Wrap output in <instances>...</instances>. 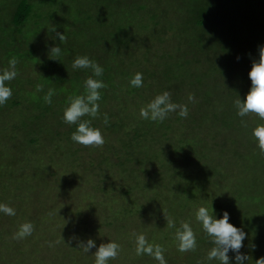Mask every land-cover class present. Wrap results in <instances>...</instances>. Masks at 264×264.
<instances>
[{
  "label": "rangeland",
  "instance_id": "374dc122",
  "mask_svg": "<svg viewBox=\"0 0 264 264\" xmlns=\"http://www.w3.org/2000/svg\"><path fill=\"white\" fill-rule=\"evenodd\" d=\"M14 1L0 0V69L7 67L11 57L18 61V75L8 82L12 96L0 105V204L14 208L16 213L9 216L0 212V264H94L97 249L110 241L118 243L120 250L109 264H159L137 253L139 234L147 243L165 249L166 264H207V254L216 245L196 221L195 213L200 206H213L217 215V204L229 212L230 222L236 215L234 209L239 218L245 214L240 222H231L247 233L239 250L248 257L245 264H255L264 257V152L249 131L237 128L234 119L232 124L221 120L223 103L216 109L212 104L211 109L203 108L210 104L204 95V89L211 85L207 74L196 75L203 80L200 88L182 78L177 82L163 78L166 63L175 65L178 61L174 45L180 31L168 29L161 34L162 40L161 24L153 23L156 19L140 18V12L132 17L136 10L131 15L122 13L120 21L133 19L125 21L133 39L128 47L114 51L113 40L101 42L100 27L75 20V0H38L44 4V15L32 16L22 26L10 23ZM139 1L152 8L153 1L149 0L123 3L129 6L125 8H134ZM68 21L78 35L64 33ZM161 23L174 24L169 15L161 18ZM57 32L65 34L64 42L69 45L62 51L66 70L77 56L86 55L98 64L115 57L109 61L112 80L97 77L105 87L99 90V111L92 123L101 129L103 145L74 143L71 125L63 121L70 99L85 93V81L63 80L60 88L52 86L57 96L51 101L60 98L62 102L54 107L51 103L44 119L33 118L40 103L45 104L46 89L38 91L37 86L42 89L48 82L46 72L51 67L44 72L41 65L49 50L52 54V48L58 47ZM166 50L174 58H161ZM193 55L189 57H201ZM205 57L201 63L195 59L188 66L192 74L208 68ZM56 60L55 64L64 65L63 57ZM186 71L185 66L180 67L176 74ZM136 73L143 74L140 88L129 84ZM66 86L70 94L68 90L64 93ZM164 91L170 93L172 102L186 105L188 115L180 117L177 110L163 122L143 119L140 109ZM210 111L217 113L215 122L205 118ZM45 124L47 133L40 130ZM192 177L202 179L199 190ZM26 222L33 224L32 234L13 239ZM173 222L176 227L182 222L191 224L197 238L194 250L178 251ZM202 238L207 239L205 243L199 241ZM89 240L95 247L85 253L83 247ZM236 254L229 251V264H234ZM211 263L220 264L216 259Z\"/></svg>",
  "mask_w": 264,
  "mask_h": 264
},
{
  "label": "trees",
  "instance_id": "16d2710c",
  "mask_svg": "<svg viewBox=\"0 0 264 264\" xmlns=\"http://www.w3.org/2000/svg\"><path fill=\"white\" fill-rule=\"evenodd\" d=\"M123 1L124 0H75L77 3L75 20L79 18L86 24L93 25V27H100L99 29L102 32L101 42L106 43L107 41L110 42L109 39L113 40L114 43H110L113 44L112 48L114 51L125 46L128 47L129 44H131L130 41L133 37L129 29V22L125 21L126 19L127 21H132L133 19L129 17L128 20V17H126L120 21L119 18L122 17L123 14L131 15L130 13L134 10H136V13L132 14V17L140 12V18L143 17L144 19L149 16L150 18L156 19L153 21L154 24H161L162 29L159 38H161V34L167 32L168 29L179 30L180 39L178 40L177 46L174 45L175 50H178L177 58L175 57L178 61L175 65L174 62L173 64L171 63L172 61L166 63V65L164 62L161 63V65H165L162 73L163 78L170 82H177L179 78H182L188 85L194 83L200 88V86L203 85V80L196 75L207 74L211 85L208 89H204L207 91L206 93L204 92V95L206 96V102L210 104L203 108L211 109L210 105L212 104L213 108L216 109L218 103H223L224 107L221 120L224 123L230 124L234 119L233 121H236L237 128L246 130L245 132L249 131L247 133H251V129L255 127L256 124L264 123V121L260 120L254 114L252 115V119L251 115L244 118L237 116L233 107L235 99H243L247 94L251 84L248 73L252 67L253 60L259 58V46L264 45V0H149L153 1L151 9L146 8V3L141 4L140 2L142 1H139V4L134 8H125L129 6L125 5ZM13 6L14 8L10 20L13 26H22L26 24L32 16L39 18L44 15V4H40L38 0H15ZM125 10L126 12H123ZM80 13L82 14L79 15ZM172 13H174L173 16H171ZM144 14H147V16H142ZM167 15L172 18L174 24L167 23L163 25L161 23V18L163 20ZM175 15L177 16L176 18H174ZM75 20L73 19L74 23H76ZM72 25V21H68L67 27L63 30L64 33L70 36L78 35V32L74 30L75 28H72ZM52 34L53 31L49 30L48 36L52 37ZM53 42L54 39L51 40V45ZM68 46L66 42L59 41L58 43V47H60L62 51L63 48H67ZM183 47H185V49H183ZM114 51L113 54L117 57ZM48 53L49 55L44 59L45 61L42 62L41 67L44 68V72L47 70L46 68H51L46 72L49 78L46 85L43 84L42 90L46 89V92H48L49 89L53 90L55 85H58L60 88L63 80L69 83H80L92 75L91 69L74 70L72 66H70L69 70L67 69V72L64 56L60 55V57H63L64 61V65H60L55 64L57 60L52 57L53 54H51L50 50ZM191 53L201 57L203 55L206 56L205 61L206 64H208V68L202 69L201 67L202 71L198 70L199 72L197 71V74H192L188 66L193 65V60L195 59V61L201 63V57L191 59L189 57ZM164 57L174 58L168 53V50L164 51L161 55V58ZM237 57H239V60ZM113 58L111 59L113 60ZM96 59L101 60L98 55H96ZM111 59L104 62L101 61V64H99L104 69L103 76L101 77L103 80H112L109 77L111 69L109 61H112ZM95 62H97V60H95ZM183 64L187 68L185 74L184 72L176 74L180 67H184L180 66ZM191 77L194 78L191 79ZM182 80L179 84L183 83ZM63 89L64 93L68 90V94H70L69 87L66 86V88ZM55 96H57V94ZM228 100H230L231 103L228 102ZM14 102L15 101L12 103ZM60 102H62L60 98H58L57 101H52V107H54L55 103L59 104ZM214 102H217V104ZM51 105L48 103H40L38 110L33 113L34 115L32 114L33 118L36 120L41 118L44 119L47 112L51 110ZM232 108L233 111H231ZM208 114L205 115V118H210L215 122L217 113H212V111H210ZM41 126H38L41 127L40 130L45 129V133H47L45 128L46 124ZM75 127L76 125H71V130L74 131ZM210 169L207 168V171L210 172ZM207 179L209 180V178H206V180ZM201 181L202 179L199 177H192L193 185H195L198 190L202 187L203 183H201ZM224 206L226 207V205ZM242 208L244 209V207ZM216 209L218 210V214L216 215L215 213V215L217 218H221L225 211L222 204H217ZM241 211L242 210L239 209L238 212ZM234 212H236V215L233 216L234 219H231V222H240L245 219L244 212L241 218L238 217L240 215H238L235 209ZM206 240L204 238L199 239L200 242L204 243ZM211 262L212 260L207 264Z\"/></svg>",
  "mask_w": 264,
  "mask_h": 264
},
{
  "label": "clouds",
  "instance_id": "9594fccd",
  "mask_svg": "<svg viewBox=\"0 0 264 264\" xmlns=\"http://www.w3.org/2000/svg\"><path fill=\"white\" fill-rule=\"evenodd\" d=\"M57 36L61 42L66 40V36L63 33L57 32ZM258 50L259 58L253 60L252 67L248 73L251 81L249 90L243 99H236L233 102V107L236 115L241 118L254 114L264 121V45L259 46ZM52 54L55 58H58L62 55V49L54 47L52 48ZM237 59L239 60V57ZM17 63L16 57H11L8 60L7 67L0 69V105L6 103L12 96V89L8 82L14 80L18 75L16 70ZM72 68L74 70L91 69L92 75L84 82L85 93L70 99L69 105L63 113V121L69 125H76L71 135V140L74 143L85 146L103 145L104 135L100 128L93 125L92 119L97 116L99 111L98 101L101 99L99 90L105 87L104 81L97 79V77L103 76L104 69L86 55L75 57L72 62ZM129 84L134 88L142 87L143 74L136 73L130 79ZM37 90L40 91L42 89L37 86ZM53 95L54 91L49 89L43 98L45 103L51 104ZM188 99L192 101L193 97L190 95ZM177 110L179 111L177 112ZM171 112H177L180 117H186L188 108L186 105L172 102L170 93L164 91L142 107L139 114L145 120L163 122ZM85 117H90V119H85ZM104 123H108L106 115ZM251 135L260 151L264 152V123L256 124L251 129ZM0 212L9 216L16 214L15 209L6 204H0ZM195 219L201 225L204 233L211 239V242L216 245L208 252V260L216 259L220 264H229L228 253L231 250L237 253L234 257V264H245L248 257L240 254L239 250L243 246L247 233L243 227H237L230 222L228 211H224L222 217L217 218L213 206L211 208L200 206L196 210ZM172 227H176L174 222ZM33 230V224L26 222L20 225L19 229L14 233L13 239H24L30 236ZM175 238L178 241V251L180 252L194 250L197 246L196 233L188 222H182L176 227ZM93 247H95V242L89 240L87 245L83 247V251L87 253ZM119 250L120 245L115 241L101 245L95 253L94 264H109L111 260L118 256ZM136 251L152 257L159 264H166L165 249L159 244L147 243L143 234H139L136 237ZM255 264H264V257L257 259Z\"/></svg>",
  "mask_w": 264,
  "mask_h": 264
}]
</instances>
